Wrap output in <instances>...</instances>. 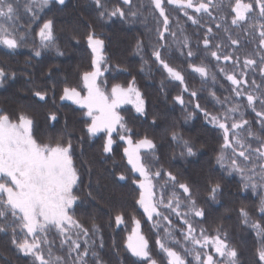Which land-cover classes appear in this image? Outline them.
I'll use <instances>...</instances> for the list:
<instances>
[{
    "label": "snow or ice",
    "instance_id": "snow-or-ice-1",
    "mask_svg": "<svg viewBox=\"0 0 264 264\" xmlns=\"http://www.w3.org/2000/svg\"><path fill=\"white\" fill-rule=\"evenodd\" d=\"M65 3L66 0H0V47L15 52L33 35L34 40L38 39V45L31 49L33 57L39 58L50 49L62 56L57 45L55 19L45 16L53 5ZM92 3L100 20L119 18L130 24L139 21L145 27L150 17L155 21L156 42L151 44L149 59L145 60L142 40L138 39L133 48L141 58V71L145 65L151 68L154 64L167 81L179 82L180 94L173 97V102L185 107L184 95L188 94L191 101H197L194 107L203 114L205 122L220 134L215 163L228 175L239 174L245 190L251 188L255 192L258 187L264 188V0H119L112 8L107 6L106 0H92ZM168 6L179 10L187 22L203 30L202 36L197 33L199 39L195 47L182 24L177 22L173 30ZM205 16L211 23L201 24ZM22 20L27 23H21ZM88 27L85 40L91 52V70L80 75L86 95L77 87L65 85L60 100L72 101L86 110L83 116L90 121L85 124L86 132L89 138L104 135L101 151L105 157L113 151L114 136L126 145L123 156L134 174L132 183L139 189L136 204L155 230V245L164 254L167 264H186L185 255H192L195 264H242L240 252L230 243L222 224L213 229L214 234L204 227L197 233L193 221L206 217V209L198 206V185L190 180H179L163 166L153 171L160 160L156 155L157 143L147 134L133 139L136 133L118 111L121 105L131 104L136 114L147 118L144 95L136 86L135 77L127 86L113 84L110 92L101 87L99 79L107 67L105 41L92 25ZM221 31L223 36L219 35ZM74 39L78 44L79 39ZM173 45L188 62L190 73L197 74L202 84L211 82L209 96L221 111L213 114L201 107L199 92L190 90L186 82V70L170 63ZM245 45H251V51L241 56L239 50ZM201 53L202 58L195 63ZM209 57L216 62L215 71L209 66L211 61L205 63ZM228 64L231 70L226 67ZM218 74L231 86L230 95L223 99L214 90ZM9 78L15 80L16 73H9L0 66V86ZM27 78L31 80L30 76ZM163 84L164 81L162 91ZM49 92L55 104V84L44 90L35 86L32 96L39 102H47ZM247 110L254 113L252 120L245 119ZM192 116L193 113L188 112L184 116L185 123ZM46 120L56 122L57 113L49 112ZM151 123L155 125L156 119ZM67 135V140L60 136L44 142L37 135L36 120L28 112L20 110L13 115L0 109V233L10 235V244L19 253L30 256L32 264H105L100 254L105 246L100 227L95 222L91 228L85 227L73 215L80 199L75 191L81 176L73 159L72 134ZM168 136L179 148L181 157L197 154L193 140L185 138L175 125ZM161 177L163 182L157 194L155 181H160ZM117 179L126 181L128 177L121 173ZM169 188L172 190L167 192ZM204 188L206 200L212 202H217L223 192L222 184L211 176L205 179ZM88 195L91 197V192ZM257 213L260 218L253 219L246 207L238 209L240 223L258 238L254 252L258 261L254 264H264V198L259 202ZM173 216L179 218L182 225L178 230ZM114 220L117 226L124 224V213L116 212ZM177 231L182 240L176 238ZM50 236L55 238L50 239ZM93 237L99 240L98 244ZM125 246L140 264H158L149 239L141 232V220L135 216ZM176 246L183 249L184 255Z\"/></svg>",
    "mask_w": 264,
    "mask_h": 264
},
{
    "label": "trees",
    "instance_id": "trees-1",
    "mask_svg": "<svg viewBox=\"0 0 264 264\" xmlns=\"http://www.w3.org/2000/svg\"><path fill=\"white\" fill-rule=\"evenodd\" d=\"M106 3L112 8L119 3V0H106ZM168 11L173 18V30H176L177 22L182 24L195 47L199 36L203 35V30L187 22L183 14L173 6H168ZM48 17L55 19L57 45L63 55H57L54 49H50L39 58L33 57L31 49L38 45V39L34 40L33 35H29L15 52L10 53L9 50L0 47V66L9 73L13 71L16 73L15 80L9 78L0 86V109L13 115L20 110L28 112L36 120L37 135L44 142L50 137L60 136H64L67 140V134H72L73 159L81 176L75 191L80 199L74 206L73 215L85 227L91 228L93 222L100 227V234L105 242L100 254L105 264H140L125 246L126 237L132 228L133 216L141 220V232L149 239L153 258L158 264H167V262L164 254L155 245V230L143 215V210L136 204L139 189L132 183L134 174L131 173L130 166L123 156L124 144L119 141L118 136H114L116 143L113 145V151L105 157L101 151L104 135L99 134L97 137L89 138L85 129V124L89 121L83 116L84 109L68 100L61 101L59 98L65 85L77 87L82 91L80 75L83 71L91 70V52L85 40L89 31L88 25H92L96 33L105 41L104 55L107 58V67L103 76L104 84L112 86L119 83L127 86V82L135 77L136 86L144 95L147 102V118L136 114L131 106L122 107L119 112L136 133L133 139L147 134L157 143L156 155L160 160L154 165L153 171L163 166L176 174L179 180L196 183L200 188L198 206L206 209V217L203 220L197 218L193 221L196 228L199 230L200 227H204L210 234H214L213 229L218 224H222L228 232L230 243L239 250L242 264H254L258 261V257L254 255L258 238L254 232L240 223L238 209L242 206L246 207L253 219H259L257 209L261 198H264V188L258 187L255 192L251 188L245 190L239 174L228 175L215 163L220 134L205 122L203 114L194 107L197 101H191L188 94L184 95L185 107L173 102V97L180 94L179 82L167 81L165 74L154 64L151 68L145 65L144 70L141 71V58L134 53L133 48L138 39L142 40L145 46V60L149 59L151 44L156 42L155 21L150 17L145 27L139 21L130 24L122 22L119 18H113L111 21L100 20L92 0H66L63 6L53 5L45 16ZM21 23L27 21L22 20ZM205 23H211L206 16L201 20V24ZM150 29L152 31H149ZM219 35L223 36V32L221 31ZM74 37L79 39L78 44ZM169 43H171L170 39ZM175 47L173 45L170 63L186 70L184 73L186 82L190 90L195 89L199 92L198 102L201 107L213 114L221 111L220 106L209 96L211 82L202 84L197 74L190 73V70H187L188 62L180 56ZM251 48V45L242 47L239 50L241 56L251 51ZM202 55L201 53L194 62L199 63ZM209 61H211L210 68L215 71L216 62L209 57L205 63ZM221 64L223 66V62ZM226 67L228 70L232 69L231 64ZM29 76L31 80L27 78ZM256 78L259 82V77ZM162 81H164L163 91ZM53 84L56 85L55 104L51 92L47 102H39L33 98L32 91L35 86L44 90V88L51 89ZM230 87V82L218 74V83L214 89L216 95L221 99L229 96ZM51 111H55L58 115L56 122L46 120L47 114ZM188 112L193 113V116L185 123L184 116ZM247 112L245 119L252 120L254 113H251V110ZM153 118L156 119L155 125L151 123ZM173 125L185 138L193 140L197 149L195 156L179 155V148L168 136ZM121 173L128 177L126 181L117 179ZM209 176L219 180L223 187L217 202L206 200L204 183ZM162 182L163 177L160 181H155L157 194L160 191L159 184ZM171 190L169 188L167 192ZM89 192L92 194L91 197L88 195ZM118 211H122L125 216V223L120 226H117L114 220V215ZM93 239L97 238L93 237ZM177 250L181 251L179 247ZM189 263L190 261L187 264ZM0 264H32V258L19 253L10 244V235L0 233Z\"/></svg>",
    "mask_w": 264,
    "mask_h": 264
},
{
    "label": "rangeland",
    "instance_id": "rangeland-1",
    "mask_svg": "<svg viewBox=\"0 0 264 264\" xmlns=\"http://www.w3.org/2000/svg\"><path fill=\"white\" fill-rule=\"evenodd\" d=\"M104 72H105V70H104ZM103 76H104V74H103ZM100 77V79H99V82H100V84H101V87L102 88H105V90L106 91H108V92H110V90H111V87L112 86H106L105 84H104V77ZM82 91V95H86V90H83V86H82V89H81ZM69 101V100H68ZM70 102H72V101H70ZM73 103V102H72ZM76 105V104H75ZM77 106H79V105H77ZM125 106H131L132 107V105L131 104H123V105H121L120 106V108L119 109H121L122 107H125ZM80 107V106H79ZM133 108V107H132ZM119 109H118V111H119ZM134 109V108H133ZM84 111H86L85 109H84ZM90 122V121H89ZM118 139H119V137H118ZM123 143V142H122ZM124 144V143H123ZM126 145L124 144V147H125ZM126 159V158H125ZM137 176H138V174H136ZM159 194V193H158ZM172 220H173V224L176 226V228H177V230L178 229H180L181 227H182V225H181V223H180V220H179V218H177V217H175V216H173L172 217ZM196 226V225H195ZM197 227V226H196ZM132 229V228H131ZM130 232H131V230H130ZM129 232V233H130ZM199 232V230L197 229V233ZM128 233V234H129ZM128 236V235H127ZM51 237V236H50ZM55 237H52V238H50V239H54ZM176 238L177 239H181L182 240V237L180 236V234H179V231H177L176 232ZM126 239H127V237H126ZM57 247H58V240H57ZM178 247L179 246H176V250L178 249ZM189 247H191V245H189ZM180 248V247H179ZM181 249V254L182 255H184V251H183V249L182 248H180ZM178 251V250H177ZM185 260H186V264L188 263V261H190V263L189 264H195V261H194V259H193V256L192 255H185Z\"/></svg>",
    "mask_w": 264,
    "mask_h": 264
}]
</instances>
